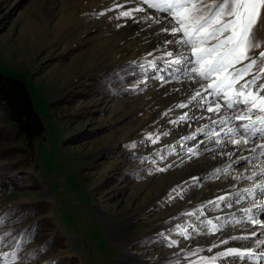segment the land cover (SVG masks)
I'll return each instance as SVG.
<instances>
[{"label":"rangeland","instance_id":"1","mask_svg":"<svg viewBox=\"0 0 264 264\" xmlns=\"http://www.w3.org/2000/svg\"><path fill=\"white\" fill-rule=\"evenodd\" d=\"M149 2L0 0V73L27 85L46 127L44 137L27 146L0 108V257L7 254L11 260L15 246L20 251L15 264H188V259L176 261L181 249H200L193 260L210 259L227 247L264 251L252 240L208 251L219 240L251 229L244 209L254 205L244 189L254 183L243 177L253 168L233 165L230 174L217 179L213 173L227 165L226 158L203 151V145L191 159L180 151L181 137L211 122L200 120L191 128L169 122L188 111L175 105L199 85H162L154 78L149 62L163 63L165 49H156L160 41L173 39L161 31L171 27L172 18L165 19L167 14ZM222 2L215 0L217 6ZM135 8L142 9L134 13L136 22L117 18L120 11ZM144 17L151 19L146 23ZM257 37L262 47L253 57L264 51V19ZM261 66L264 61H258L257 68ZM261 83L264 79L257 87ZM169 108L174 111L162 115ZM149 133L160 135L159 143L145 146ZM134 141L139 145L135 150L125 147ZM157 150H163L165 160L154 156L153 164L135 158ZM168 164L172 167L166 171H156ZM193 176L202 178L199 186L185 183ZM178 185L184 187L183 199H171L169 193ZM225 191L243 199L223 211L209 206L200 219L219 224L215 217L232 220L234 214L237 223L231 227L189 239L174 231L171 238L179 247H168L157 235L183 225L191 219L184 213ZM26 231L23 245L18 240Z\"/></svg>","mask_w":264,"mask_h":264},{"label":"snow or ice","instance_id":"2","mask_svg":"<svg viewBox=\"0 0 264 264\" xmlns=\"http://www.w3.org/2000/svg\"><path fill=\"white\" fill-rule=\"evenodd\" d=\"M114 7L122 8L123 5ZM149 7L166 13L165 19L168 16L172 18L169 22L171 27H165L161 31L168 33L173 39L160 41L156 49L160 47L165 49L160 57L163 63L157 66L154 62H149V67L154 70V78L162 85L173 81H192L199 85L187 100L175 105L176 109L188 111L169 122L184 124L189 128L200 120L211 122V126L206 123L197 127L195 132L181 137L178 141L180 151L191 159L200 154L203 145V151L226 158L227 165L218 167L213 173L217 179L230 174L234 170L233 165H240L245 170L253 168L250 176L243 177L254 183L252 188L244 189L254 205L251 209H244L245 222L251 223V229L247 235L230 236L219 240L208 251L222 248L230 241L247 240L257 242V247L260 248L264 245V241L260 240V237L264 236V95H261L264 93V83L259 84V87L257 84L264 79V66L257 68V65L258 61H264V51H260L258 57L250 54L262 47L257 32L261 20L264 19V0H223L218 6L215 0H209L208 3H205V0H150ZM139 11L142 9H126L120 11L117 18H130L136 22L134 13ZM150 19L144 17L146 23ZM159 20L160 17H156V21ZM168 45H173L174 50L169 49ZM245 61L247 63H244ZM247 77L251 79H246ZM173 111V108H169L162 115H168ZM163 135L167 136L169 133ZM190 140L196 143L192 147H187L186 142ZM144 141H147L145 146L155 145L159 143L160 135L149 133ZM144 141L140 143L143 144ZM209 144L213 147H208ZM138 146L134 141L125 147L135 150ZM162 152L163 150H157L155 153L135 158L142 161L151 160L155 164L154 156L161 160L166 159V154ZM168 167H172V164L165 168H157L156 171L163 172ZM257 168L259 172L255 170ZM185 183L199 186L202 178L193 176ZM172 193H175V196ZM183 193V185H178L171 190L169 196L171 199L176 197L183 199ZM241 199L243 197H240L239 193L234 199L231 192L225 191L184 213V216L191 219L185 220L183 225H174L167 234L161 232L157 235L164 237L168 247H179L180 242L171 238L174 231L184 239H189L200 232L205 234L222 232L226 225L231 227L233 223H237L234 214L232 220L227 217H215V220L222 221L217 224L212 219H200L206 215L205 209L211 206L223 211L232 208ZM0 223H3L2 218ZM189 228L191 232L188 231ZM199 252L200 249L188 251L181 249L175 254L176 261L188 259V264H214L217 260H223L225 264H237L238 261L248 260H256L257 264L264 262V251L257 254L250 248L227 247L216 252L210 259H191ZM0 264H15V254L11 260L7 254L0 257Z\"/></svg>","mask_w":264,"mask_h":264},{"label":"trees","instance_id":"3","mask_svg":"<svg viewBox=\"0 0 264 264\" xmlns=\"http://www.w3.org/2000/svg\"><path fill=\"white\" fill-rule=\"evenodd\" d=\"M0 108L11 122L18 137L26 142L27 146L44 137L46 133L44 120L36 111L33 98L23 81L0 73ZM34 229L31 230L32 234ZM26 232L18 240L22 241L21 243L26 241L25 237L28 236ZM19 252V248L14 246L10 254L16 255Z\"/></svg>","mask_w":264,"mask_h":264},{"label":"bare ground","instance_id":"4","mask_svg":"<svg viewBox=\"0 0 264 264\" xmlns=\"http://www.w3.org/2000/svg\"><path fill=\"white\" fill-rule=\"evenodd\" d=\"M256 170V169H255ZM259 172V171H258ZM258 227V226H257Z\"/></svg>","mask_w":264,"mask_h":264}]
</instances>
